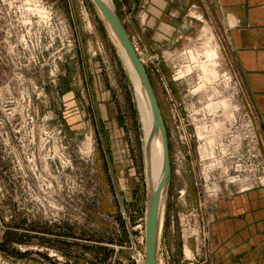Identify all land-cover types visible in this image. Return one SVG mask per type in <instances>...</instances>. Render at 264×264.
I'll use <instances>...</instances> for the list:
<instances>
[{
  "label": "rangeland",
  "instance_id": "obj_1",
  "mask_svg": "<svg viewBox=\"0 0 264 264\" xmlns=\"http://www.w3.org/2000/svg\"><path fill=\"white\" fill-rule=\"evenodd\" d=\"M111 3L122 23L127 1ZM186 15L191 26L183 20L174 36L189 35L146 50L126 27L169 147L157 264H213L209 228L217 203L264 188L231 180L233 162L241 159L243 169L249 160L236 155L228 122L250 110L226 60L227 30L205 22L195 8ZM134 93L120 50L90 0H0V264H44V247L67 257L95 254L89 245L63 239L107 241L98 232L110 235L114 219L123 224L119 210L102 209L105 199L117 201L104 185V152L111 161L114 156L94 124L104 102L116 109L123 131L125 158L112 166H126L125 175L136 171L129 182L137 179L140 205L131 223L146 212ZM257 160L252 166L260 178L263 157Z\"/></svg>",
  "mask_w": 264,
  "mask_h": 264
},
{
  "label": "crops",
  "instance_id": "obj_2",
  "mask_svg": "<svg viewBox=\"0 0 264 264\" xmlns=\"http://www.w3.org/2000/svg\"><path fill=\"white\" fill-rule=\"evenodd\" d=\"M126 1L130 11L122 25L127 34L126 27L134 30L144 50L146 45L164 46L171 39L179 42L186 34L189 35L174 36V30L181 29L183 25L191 26L187 24L185 14L192 8L202 14L205 22L226 28L229 38L226 60L240 82L264 147V0ZM94 124L98 133L101 131L104 135L108 154L110 152L114 156L111 161L104 152V185L111 186L117 201L110 203L111 200L105 199L102 209L109 213L124 210L130 215L140 205L139 188L136 178L129 182V178L135 176L133 167L125 175L126 166L121 169L112 166L116 159L123 164L125 157L122 154L125 152L119 149L123 131L111 103L98 105ZM125 161L128 163L130 160ZM209 230L213 264H264V188L236 195L230 200H220Z\"/></svg>",
  "mask_w": 264,
  "mask_h": 264
},
{
  "label": "built area",
  "instance_id": "obj_3",
  "mask_svg": "<svg viewBox=\"0 0 264 264\" xmlns=\"http://www.w3.org/2000/svg\"><path fill=\"white\" fill-rule=\"evenodd\" d=\"M233 84L234 88H236L237 83L234 81ZM248 108L250 110L249 106ZM240 130L243 131L242 135ZM227 132L229 134L228 138L234 142L233 146H235L236 155L249 160L243 169H241V165L238 163L241 159L237 158V161L233 162L230 167L233 172L231 177L232 183H239V185L247 184V187H244L247 189H251L255 185L264 187L262 183L264 176L257 177V172L252 166L255 161H258L257 158L263 157L264 163V147L258 136L252 113L250 111L245 112L241 118L238 117L237 121L235 118L229 121ZM262 173L264 175V168H262ZM136 213V211L133 212V215H136ZM133 215H131L132 218ZM120 218L123 224L119 225L118 221L114 219L112 222L113 232L110 235L106 236L107 232L103 233L96 230V232L103 234L107 241L87 242L83 240L63 239L77 245H89V247H93L96 251L95 254L90 252L81 253L79 251L78 253L73 252L71 257H67L58 250L44 247V264H145L146 212L135 220L134 224L131 223V217L124 210L120 212ZM78 259L80 260L76 261Z\"/></svg>",
  "mask_w": 264,
  "mask_h": 264
},
{
  "label": "water",
  "instance_id": "obj_4",
  "mask_svg": "<svg viewBox=\"0 0 264 264\" xmlns=\"http://www.w3.org/2000/svg\"><path fill=\"white\" fill-rule=\"evenodd\" d=\"M90 1L112 29L117 40L126 53L143 89L144 95L148 102L152 121V130L148 138L150 139L154 133H157L160 138L162 148L161 176L156 188L149 195V201L146 208V232L144 247L145 264H157L156 245L159 233L158 226L160 218L161 197L170 177L169 147L166 130L162 120L159 104L146 69L142 64L120 19L117 17L113 9L103 4L100 0Z\"/></svg>",
  "mask_w": 264,
  "mask_h": 264
},
{
  "label": "bare ground",
  "instance_id": "obj_5",
  "mask_svg": "<svg viewBox=\"0 0 264 264\" xmlns=\"http://www.w3.org/2000/svg\"><path fill=\"white\" fill-rule=\"evenodd\" d=\"M100 1L106 6H108L109 8L113 9L111 0H100ZM106 24L108 26V29L110 31L112 38L114 39L116 45L118 46L120 50L122 60L128 71V74L130 76V80H131V83H132V86L135 92L134 94H135V100H136V105H137L136 110H137V114L139 115L140 131L142 135L141 140H142V152H143V164H144V169H143L144 170V180H145V184L147 187V191L150 195L152 191L156 188L160 180V176H161L162 148H161L160 138L157 133H154L150 139L148 138L152 130V121H151V115H150L148 102L144 95L143 89L139 83L137 75L126 53L124 52L122 46L120 45L119 41L117 40L115 34L113 33L112 29L110 28L107 22ZM163 195L164 194H162L161 206H160V218H159V226H158L159 233H160L161 225H162L163 199H164ZM159 233H158V236H159Z\"/></svg>",
  "mask_w": 264,
  "mask_h": 264
}]
</instances>
